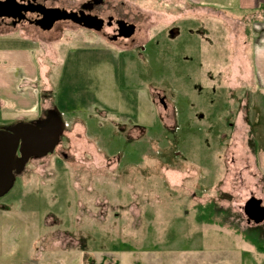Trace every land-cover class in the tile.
Wrapping results in <instances>:
<instances>
[{"label": "rangeland", "instance_id": "374dc122", "mask_svg": "<svg viewBox=\"0 0 264 264\" xmlns=\"http://www.w3.org/2000/svg\"><path fill=\"white\" fill-rule=\"evenodd\" d=\"M233 2L102 0L136 28L115 42L70 21L0 27L1 46L31 52L62 124L0 196V264H264V221L243 213L250 196L264 203L250 58L263 17ZM30 117L0 113V129Z\"/></svg>", "mask_w": 264, "mask_h": 264}, {"label": "water", "instance_id": "95a60500", "mask_svg": "<svg viewBox=\"0 0 264 264\" xmlns=\"http://www.w3.org/2000/svg\"><path fill=\"white\" fill-rule=\"evenodd\" d=\"M87 5L76 12L46 7L34 0H0V18L21 20L25 19L26 12H35L41 16L35 21V25L42 30L51 29L57 21H70L85 29L98 31L104 26V21L85 14ZM125 30L121 35L128 37L133 33L134 26H126ZM160 102L163 103L162 99ZM61 127L59 118L50 114L44 121L35 124L19 122L7 129H0V196L12 187L15 175L22 171L30 157H41L53 152ZM243 213L248 222L257 224L264 221V205L255 197H250L244 203Z\"/></svg>", "mask_w": 264, "mask_h": 264}, {"label": "crops", "instance_id": "0c3cea01", "mask_svg": "<svg viewBox=\"0 0 264 264\" xmlns=\"http://www.w3.org/2000/svg\"><path fill=\"white\" fill-rule=\"evenodd\" d=\"M233 3L229 4L233 7L230 10L237 9L239 12L254 11L259 5L264 6V0H234ZM217 4L222 3L219 1ZM251 32V68L257 87L264 89V21L255 22ZM4 36L0 34V40ZM37 68L28 49L0 45V113L16 114L20 120L26 115H33L25 122L45 115L49 107H44L39 101L35 87L37 76H40Z\"/></svg>", "mask_w": 264, "mask_h": 264}, {"label": "flooded vegetation", "instance_id": "af4514ba", "mask_svg": "<svg viewBox=\"0 0 264 264\" xmlns=\"http://www.w3.org/2000/svg\"><path fill=\"white\" fill-rule=\"evenodd\" d=\"M96 1V3H95ZM35 3H41L43 5H45L46 7H52L48 4L45 3V0H34ZM102 3V0H89V1H85L84 3H82L80 5V7L74 11L78 12L83 5L85 4H88L87 8L84 9V13L85 14H90L91 16H95L97 18H100L104 21V26L98 30V31H95V30H92V29H89L91 31H94L95 33H104L108 39L110 41H117V40H127V39H130L131 36L135 33V25L129 21H127L126 19L122 18V17H116L114 15H112L111 13H108V14H102L101 12H99V7ZM41 16L35 12H26L25 13V19H21V20H17L16 18L15 19H11V18H0V27L4 26V25H10L12 27H17V26H21L23 24H27L29 26H36L38 27L37 25H35V21L37 19H39ZM57 22H55L52 26V28L54 27V25L56 24ZM124 23V24H123ZM129 25H133L134 26V30H133V33L128 36V37H124L122 36L121 34L125 33V27L126 26H129ZM79 26V25H78ZM51 28V29H52ZM49 29V30H51ZM108 30H110V32H108ZM55 111L51 108H49L45 115L44 116H41L39 117L38 119H35L31 122H24V123H32V124H35L36 122H40V121H44L45 118L48 116V115H54ZM22 122V121H20ZM16 123H19V122H16ZM14 123V124H16ZM12 124V125H14ZM56 147V145H55ZM54 147V149H55ZM54 151V150H53ZM31 158V157H30ZM250 197H253V196H250ZM261 205H264V203L261 201ZM248 222V221H247ZM251 223H253L252 221H250ZM248 222V223H250ZM254 224V223H253Z\"/></svg>", "mask_w": 264, "mask_h": 264}, {"label": "trees", "instance_id": "16d2710c", "mask_svg": "<svg viewBox=\"0 0 264 264\" xmlns=\"http://www.w3.org/2000/svg\"><path fill=\"white\" fill-rule=\"evenodd\" d=\"M256 11L261 15V17H263V20L264 21V6L263 5H259V7L256 9ZM256 141V140H255ZM259 141H257V144H258ZM207 207L203 206L202 208H199V210L201 212H203V216L205 217H202L201 220L205 221L207 219H209L212 215V205L209 203L208 205H206Z\"/></svg>", "mask_w": 264, "mask_h": 264}]
</instances>
